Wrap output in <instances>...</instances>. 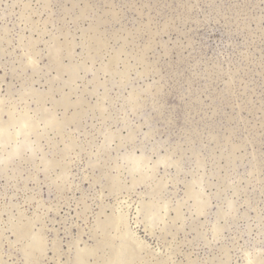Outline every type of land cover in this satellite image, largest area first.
Returning <instances> with one entry per match:
<instances>
[{"label": "rangeland", "instance_id": "374dc122", "mask_svg": "<svg viewBox=\"0 0 264 264\" xmlns=\"http://www.w3.org/2000/svg\"><path fill=\"white\" fill-rule=\"evenodd\" d=\"M109 263L264 264V0H0V264Z\"/></svg>", "mask_w": 264, "mask_h": 264}, {"label": "bare ground", "instance_id": "6f19581e", "mask_svg": "<svg viewBox=\"0 0 264 264\" xmlns=\"http://www.w3.org/2000/svg\"><path fill=\"white\" fill-rule=\"evenodd\" d=\"M34 240H35V239H34ZM35 241H36V240H35ZM32 242H33V241H32ZM129 242H130V241H129ZM126 247H127V246H126ZM33 248H34V247H33ZM120 250H121V249H120ZM120 250H119V251H120ZM123 250H124V249H123ZM123 250H121L120 255L118 254V256H121V255H122L121 253H123ZM92 252H93V251H92ZM124 252H125V251H124ZM27 253H28V252H27ZM31 256H32V255H31ZM89 256H90V255H89ZM118 256H117V257H118ZM28 257H29V256H28ZM117 257H116V258H117ZM120 259H121V257H120L118 260L116 259V261H115L114 259H113V260L117 263V261H119ZM121 260H124V259H121ZM114 261H112V262H114ZM85 262H86V261H85ZM124 262H125V261H124ZM109 264H110V263H109ZM112 264H114V263H112ZM123 264H126V263H123Z\"/></svg>", "mask_w": 264, "mask_h": 264}]
</instances>
